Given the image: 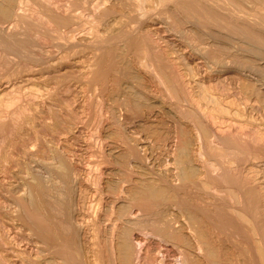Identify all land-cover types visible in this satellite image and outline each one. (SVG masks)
<instances>
[{"label": "rangeland", "instance_id": "rangeland-1", "mask_svg": "<svg viewBox=\"0 0 264 264\" xmlns=\"http://www.w3.org/2000/svg\"><path fill=\"white\" fill-rule=\"evenodd\" d=\"M0 264H264V0H0Z\"/></svg>", "mask_w": 264, "mask_h": 264}, {"label": "bare ground", "instance_id": "bare-ground-1", "mask_svg": "<svg viewBox=\"0 0 264 264\" xmlns=\"http://www.w3.org/2000/svg\"><path fill=\"white\" fill-rule=\"evenodd\" d=\"M11 2V1H10ZM7 9V8H6ZM2 10V9H1ZM5 12H6V10H5ZM215 99V98H214ZM226 110V109H225ZM234 124V123H233ZM150 191V190H149ZM126 248V247H125ZM61 255V254H60ZM125 258V257H124Z\"/></svg>", "mask_w": 264, "mask_h": 264}]
</instances>
